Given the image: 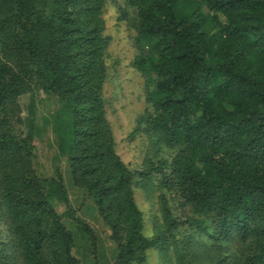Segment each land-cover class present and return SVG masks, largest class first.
<instances>
[{
	"label": "trees",
	"instance_id": "trees-1",
	"mask_svg": "<svg viewBox=\"0 0 264 264\" xmlns=\"http://www.w3.org/2000/svg\"><path fill=\"white\" fill-rule=\"evenodd\" d=\"M110 2L145 79L137 131L150 148L136 171L107 112ZM38 92L61 107L52 177L20 103ZM62 163L108 227L115 264H151L152 251L161 264H264V0H0V264H90L76 233L97 264ZM136 189L156 200L154 236Z\"/></svg>",
	"mask_w": 264,
	"mask_h": 264
},
{
	"label": "rangeland",
	"instance_id": "rangeland-1",
	"mask_svg": "<svg viewBox=\"0 0 264 264\" xmlns=\"http://www.w3.org/2000/svg\"><path fill=\"white\" fill-rule=\"evenodd\" d=\"M119 6L110 2L104 13L106 21V35L110 39L107 51L108 79L105 85L107 112L117 143V151L122 160L131 170L144 167L150 148L149 138L138 132L137 119L146 110L145 79L134 68L137 51L134 47L135 32L130 28V22L121 21ZM25 118H30V111L35 119L38 136L35 139L37 147L36 166L40 173L47 177L55 175L61 164L56 158V136L53 132L55 115L61 109L57 100L43 92L34 97L25 95L20 99ZM30 106H34L30 109ZM164 155V154H163ZM62 172L69 193L72 211L75 215L91 227L98 245L97 264H115L116 247L110 239V231L99 216L95 204L87 193L72 184L67 163H62ZM150 194V193H149ZM148 191L136 189L137 204L144 214L146 235H155V224L161 222L156 200L149 198ZM61 213L64 209H60ZM76 229L72 231L76 233ZM7 230L0 224V236L7 237ZM79 249L75 254L82 258L89 255L90 264L93 255L87 253L85 242L77 234ZM151 264H161L158 253L152 251Z\"/></svg>",
	"mask_w": 264,
	"mask_h": 264
}]
</instances>
